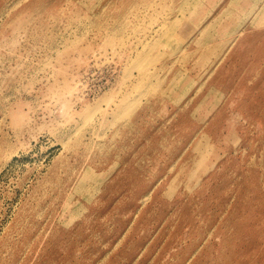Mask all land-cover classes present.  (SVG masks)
Listing matches in <instances>:
<instances>
[{
	"label": "rangeland",
	"instance_id": "374dc122",
	"mask_svg": "<svg viewBox=\"0 0 264 264\" xmlns=\"http://www.w3.org/2000/svg\"><path fill=\"white\" fill-rule=\"evenodd\" d=\"M0 264H264V0H0Z\"/></svg>",
	"mask_w": 264,
	"mask_h": 264
},
{
	"label": "bare ground",
	"instance_id": "6f19581e",
	"mask_svg": "<svg viewBox=\"0 0 264 264\" xmlns=\"http://www.w3.org/2000/svg\"><path fill=\"white\" fill-rule=\"evenodd\" d=\"M123 106H124V105H123ZM122 108H123V107H122ZM123 109H124V108H123ZM119 110H120V109H119ZM118 114H120V113H118ZM121 114H123V113H121ZM121 114H120V115H121ZM120 115H118V117H119ZM121 117H122V116H121ZM121 117H120V119H122ZM123 117H124V116H123ZM118 119H119V118H118ZM120 119H119V120H120Z\"/></svg>",
	"mask_w": 264,
	"mask_h": 264
}]
</instances>
